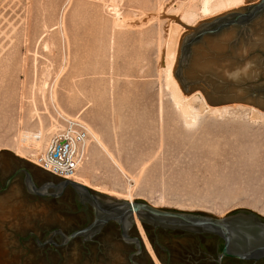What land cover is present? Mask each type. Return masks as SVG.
<instances>
[{
    "label": "rangeland",
    "instance_id": "rangeland-1",
    "mask_svg": "<svg viewBox=\"0 0 264 264\" xmlns=\"http://www.w3.org/2000/svg\"><path fill=\"white\" fill-rule=\"evenodd\" d=\"M192 1L0 0V264H130L135 252L113 223L90 242L47 243L59 246L58 232L69 236L93 221L72 187L59 198L30 192L24 170L50 195L63 180L37 168L34 154L15 155L20 132L38 131L39 118L48 131L54 110L79 117L123 167L122 174L91 139L79 173L93 189L131 195L134 203L164 213L223 219L243 212L264 221V10L243 25L203 36L187 65L182 62L186 43L201 27L241 21L239 15L261 0L189 28L179 11ZM62 13L63 29L49 31ZM170 22L184 30L171 38ZM248 29L260 42L243 55L238 43ZM171 41L182 94L200 93L210 109L225 112L212 114L196 102V122L184 123L165 84ZM246 64L258 75L238 82L231 74ZM142 226L161 264H183L200 251L197 235ZM128 235L141 239L136 228ZM133 261L153 264L144 248Z\"/></svg>",
    "mask_w": 264,
    "mask_h": 264
},
{
    "label": "water",
    "instance_id": "water-1",
    "mask_svg": "<svg viewBox=\"0 0 264 264\" xmlns=\"http://www.w3.org/2000/svg\"><path fill=\"white\" fill-rule=\"evenodd\" d=\"M263 10L264 0H261L260 4L254 6L249 13L239 15L240 18L242 17L241 21L239 19L229 21V18H227L217 21L215 28H213L212 24L201 27L184 47L183 64L187 65L192 45L203 36L217 34L229 25L242 24L243 21L252 20ZM23 172L27 176V187L33 194L43 198H59L65 188L72 187L78 194L80 205L85 208L90 207L93 211V221L87 228L76 231L69 236L58 232L57 234L63 237V243L59 246L55 245L51 240L47 242L53 248L66 247L76 238H82L83 241L90 242L105 226L114 223L119 227L122 239L126 243L135 246V252L129 255V262L130 264H137L133 259L143 252L142 241L139 238H131L124 226L126 220L133 224L132 217L136 214L141 219L142 224L150 222L155 229L217 236L222 241V249L218 255L219 263L224 258L254 263L264 259V221L255 215L242 212L223 219L194 218L182 214L159 212L142 203L116 202L114 204H106L103 201H99L87 188L67 180H63L56 187V192L50 195L47 193L46 188L37 189L34 186L28 171L24 170ZM79 189L87 191L88 194L83 195L79 192Z\"/></svg>",
    "mask_w": 264,
    "mask_h": 264
},
{
    "label": "bare ground",
    "instance_id": "bare-ground-1",
    "mask_svg": "<svg viewBox=\"0 0 264 264\" xmlns=\"http://www.w3.org/2000/svg\"><path fill=\"white\" fill-rule=\"evenodd\" d=\"M196 1L197 2L192 1V2H194L193 4L190 3L191 5L183 7V9H180V11H179L181 24H183L184 26L189 27V28L197 27L199 25V22H201L202 19L203 20H208V19H213V18L216 19L220 15L224 16L227 14L234 13L235 11H239L240 9H242L246 5H248L247 3L249 0H196ZM113 10H114V15H116L118 17V22H119L118 24H120V27H121V24L123 23L122 18L120 17V14L118 13V11L116 9H113ZM161 15H160V17H161ZM63 16L64 15L62 13L59 17V22H58L57 26L52 27L49 31H52L56 28L63 29V27H64ZM169 17H170V15H169ZM249 21L250 20L243 21L242 25L246 22H249ZM183 25L180 26L177 23H174V22L171 23L170 22L169 28H168L169 32L167 31L169 36L171 37L173 35V37H174V35L175 34L177 35L180 30H182V29L184 30ZM245 29H247V28H245ZM61 32H62L61 35H63V38H65V36H64L65 32H63V30ZM245 32L246 33H244L243 35L239 34L242 36V38H241L242 42L238 43V45H240V47H241L239 50L240 54H243V55H245V54H247V52L251 51V49L253 47H255V45L257 43L260 42L259 38L255 39L252 36L249 29L245 30ZM224 36H225V34H224ZM171 38H170V40H171ZM170 40H168V41L170 42ZM236 40H237V38H236ZM261 41H262V39H261ZM169 42L167 44L168 45L167 46V55H166L167 60H166V67H165V71H164L165 72V82H166L165 84H166V88L171 93V96H172V99L174 100V103L179 106V110H180L181 116L184 119V123H188V124L192 123L193 124L194 122H196L197 117L193 113V110H194L193 104L196 102H197V104L198 103L201 104L205 109H208V111L210 110L212 112V114L213 113H216V114L220 113L221 114L222 112H225L226 109H222V110L221 109L220 110L219 109H210L206 105L205 100L200 93H194L192 95H188L187 97H185L182 94L181 89L179 87V84L174 77V65H175V61L177 58V50L174 46V43L172 44V41H171V43H169ZM243 57H245V56H243ZM246 63H248V62H246ZM255 63L259 66L261 62L257 61ZM246 65L244 66L246 68H244V67L237 68L236 67L237 69H235V72H233V73L231 72L232 73L231 76L233 78L239 77V78H237L238 82L239 81L244 82V80H246V79H254V77L256 75H258L256 72L252 71V68L248 64H246ZM237 79H236V81H237ZM55 103H56V101H55ZM202 106H200V108ZM20 111H22V108H20ZM56 111H58V110H56ZM64 117H66V115ZM66 118H70V117H66ZM71 118L80 119L79 117H71ZM38 120H39V125H40V128L38 131H36V132L21 131L20 132L18 147H17L16 154H15L17 157L24 159L26 152L34 154V157L35 156L38 157V156L42 155L44 153V150H45L49 140H50V137L56 132L57 127L54 124V118L51 120L50 129H48V131H46V132L43 130V126H42V122H41L40 118ZM87 129H88L90 138L88 141L86 158H85L84 162L82 163V165L80 166L77 173L74 176L69 177L67 179V181L81 185V186L87 188L88 190H92V191H95L96 193H99L101 195L106 196L108 198L106 201H104V203H106V204H114L116 202L133 203V199H132L131 195L130 196L129 195L128 196H120V195L116 196V195H114V193L107 191L105 189H97V188L93 189L90 186V184L87 182V180L84 177H82L81 174L79 173L81 167L84 165V163L86 161H88L87 156H88V151H89L91 139L95 143V145L100 149V151L107 157V159L116 167V169L119 172H121L122 174L124 173L123 167L115 159L113 154L107 149L106 145L102 142L100 136L97 133H95L92 130V128L87 127ZM90 159H91V157H90ZM79 192H81L83 195L88 194L87 191L82 190V189H79ZM132 219H133V224H131V222H129L128 220L125 221V223H124L125 229L128 232H130L131 229L136 228L139 235H140V238H141V241L143 244V248L145 249V251L147 252L149 257L151 258L153 264H161V262L159 261V259L156 256L151 244L149 243V241L147 239V236H146L145 231H144L143 226H142L141 219L136 214L133 215Z\"/></svg>",
    "mask_w": 264,
    "mask_h": 264
},
{
    "label": "built area",
    "instance_id": "built-area-1",
    "mask_svg": "<svg viewBox=\"0 0 264 264\" xmlns=\"http://www.w3.org/2000/svg\"><path fill=\"white\" fill-rule=\"evenodd\" d=\"M56 132L33 164L40 170L62 180L74 176L87 155L89 132L78 118H66L54 110Z\"/></svg>",
    "mask_w": 264,
    "mask_h": 264
},
{
    "label": "flooded vegetation",
    "instance_id": "flooded-vegetation-1",
    "mask_svg": "<svg viewBox=\"0 0 264 264\" xmlns=\"http://www.w3.org/2000/svg\"><path fill=\"white\" fill-rule=\"evenodd\" d=\"M194 237L202 241L198 243V249L200 250V253H201L200 256L207 257L209 259L213 258L214 260H216L222 249V241L217 236L210 235V234L197 235ZM214 249L216 250V252L212 253L211 250H214ZM163 264H166V263H163ZM199 264H204V263L200 262ZM214 264L216 263L214 262ZM221 264H264V259L259 262L254 263V262H244V261H239L235 259L224 258Z\"/></svg>",
    "mask_w": 264,
    "mask_h": 264
},
{
    "label": "crops",
    "instance_id": "crops-1",
    "mask_svg": "<svg viewBox=\"0 0 264 264\" xmlns=\"http://www.w3.org/2000/svg\"><path fill=\"white\" fill-rule=\"evenodd\" d=\"M193 235H198V234H193ZM169 254H170V252H169ZM200 255H201L200 251H196V253L190 252L187 255V259L184 261L183 264H199L200 262H203L204 264H214V262L216 264H221L218 262V257L216 260H214L213 258L209 259L207 257H202Z\"/></svg>",
    "mask_w": 264,
    "mask_h": 264
}]
</instances>
